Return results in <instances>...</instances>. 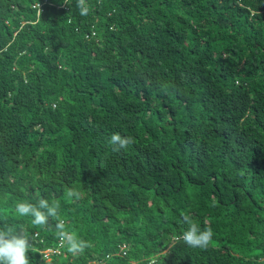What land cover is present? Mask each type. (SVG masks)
I'll use <instances>...</instances> for the list:
<instances>
[{"label":"trees","instance_id":"obj_1","mask_svg":"<svg viewBox=\"0 0 264 264\" xmlns=\"http://www.w3.org/2000/svg\"><path fill=\"white\" fill-rule=\"evenodd\" d=\"M87 3L0 0V227L30 264H264V0Z\"/></svg>","mask_w":264,"mask_h":264},{"label":"clouds","instance_id":"obj_2","mask_svg":"<svg viewBox=\"0 0 264 264\" xmlns=\"http://www.w3.org/2000/svg\"><path fill=\"white\" fill-rule=\"evenodd\" d=\"M68 4V0H63ZM76 8L81 16H87L90 12V6L87 0H76ZM113 146V151H119L127 148L134 143L131 136H122L119 133H113L108 141ZM75 190H69L68 196H77ZM58 203H49L47 199L40 198L37 203L27 201L19 202L15 206L16 213L21 217H31V223L36 226H46L50 218H58ZM184 224L188 225L187 230L182 234V239L190 247L206 249L212 239L213 230L206 227L201 230L189 214H182ZM56 228L58 238L67 245V250L73 255L81 254L91 245L76 234L68 232L62 220L57 219ZM32 248V238L21 229H15L11 226L0 227V264H30V251Z\"/></svg>","mask_w":264,"mask_h":264},{"label":"built area","instance_id":"obj_3","mask_svg":"<svg viewBox=\"0 0 264 264\" xmlns=\"http://www.w3.org/2000/svg\"><path fill=\"white\" fill-rule=\"evenodd\" d=\"M48 251H49V250H48ZM48 251H46V253H45V254H47V252H48Z\"/></svg>","mask_w":264,"mask_h":264}]
</instances>
